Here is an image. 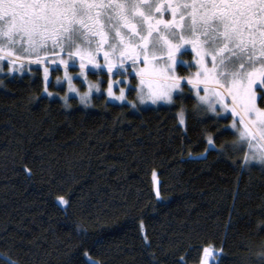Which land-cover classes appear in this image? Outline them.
<instances>
[{
	"label": "trees",
	"instance_id": "16d2710c",
	"mask_svg": "<svg viewBox=\"0 0 264 264\" xmlns=\"http://www.w3.org/2000/svg\"><path fill=\"white\" fill-rule=\"evenodd\" d=\"M0 81V264H200L207 246L213 264H264V168L233 164L245 149L201 155L236 135L194 97L182 128L179 98L65 107L40 69Z\"/></svg>",
	"mask_w": 264,
	"mask_h": 264
},
{
	"label": "snow or ice",
	"instance_id": "6c2138e0",
	"mask_svg": "<svg viewBox=\"0 0 264 264\" xmlns=\"http://www.w3.org/2000/svg\"><path fill=\"white\" fill-rule=\"evenodd\" d=\"M166 15L170 18L165 19ZM188 46L195 53L198 71L184 78L175 73L177 67L193 66L183 59L189 54ZM65 55L67 60L62 59ZM50 58L53 64L65 66L70 93L77 92L74 78L87 81L89 71L104 69L109 74L116 69L122 75L128 71L126 62L131 61V67L142 58L146 67L136 72L140 76L138 104L126 101L124 89L115 95L112 81L106 89L110 100L126 101L135 111L149 101L174 104L173 93L184 96L181 80L186 79L192 86L188 91L195 90L198 98L194 114L211 111L221 117L218 105L224 118L229 112L234 118L230 128L237 140L217 149L214 138H208L201 155L211 150L224 155L246 147L250 155L232 163L241 169L254 164L264 168V109L257 106V99L264 103V0H0V72L6 65L15 71L18 61L23 69L25 62L43 65ZM77 59L80 72L73 77L67 68L75 67ZM160 61L162 66L156 67L154 62ZM48 76L49 69L44 67L43 93L52 96ZM60 83L57 78L55 84ZM93 89L101 92L99 83H89L88 91L79 97L85 107ZM134 90L129 84L128 91ZM62 99L70 107L68 96ZM178 122L185 125L184 110L178 113ZM156 197L161 198L159 190ZM58 203L70 202L61 197ZM203 253L201 264H207L214 252L204 248ZM84 255L88 257L87 252Z\"/></svg>",
	"mask_w": 264,
	"mask_h": 264
},
{
	"label": "rangeland",
	"instance_id": "374dc122",
	"mask_svg": "<svg viewBox=\"0 0 264 264\" xmlns=\"http://www.w3.org/2000/svg\"><path fill=\"white\" fill-rule=\"evenodd\" d=\"M164 18L165 19H168L170 17L166 15ZM188 47H189V54L186 55V56H184L183 59L185 61L190 62L193 66L190 67V68L189 67H183V66L177 67L176 73H175L177 76L184 77V78L194 77L195 74H196V72L198 71V67L195 65V58H196L195 57V53L191 51L190 46H188ZM18 55H19V53H18ZM48 55L51 57V53H48ZM62 59L67 60L68 58L65 55V56L62 57ZM97 60L101 64L104 63L102 56L97 57ZM154 63H156V67H160L163 64L162 61H160V62H154ZM129 65H131V61L126 62L125 68H127L128 71L125 72L122 75L116 74V69H113V73H111V74H109L107 72V69H104L103 72H99L98 70L97 71H94L96 73H104L105 74L104 76L97 75L96 78H93V77L90 76V72H92V71H89L87 73V81H84V78L83 77L74 78L73 81H72V83L75 86V88L77 89V92H75V93L68 92V82L65 79V71H66L65 66L63 64H58V63L57 64H53L51 58L48 61H46L45 64H43V65H34V64L33 65H30V64H28V63L25 62L23 69H20L19 68V61H18L15 71H12V65H6L3 68V71L0 72V76L1 75H5V74H23V73H26V72H34V70L40 69L41 70V73H42V77H43V68L44 67H48V69H49L48 79H49V81L52 82V83H50L48 85V91L51 92V93H53V95L52 96H48L46 93H44V94L46 96L50 97V98H56V99H59L62 102H64V100L62 99V97H64L65 95H67L68 96V99L75 98L78 101V104L79 105H82L80 103L79 97H80V95H83L85 92L88 91V85H89V83H91V84H97V83H99L100 88H101V92L100 93H96L95 90L93 89L92 95H91V98H90V104H89V106L92 104V101H93V98L94 97H100L102 95H104L106 101L107 102H110V103L120 104L121 105V104H127L126 101H132V102H135V103L138 104L137 93L139 92L140 76L139 75H136V72H138L140 69L145 68L146 65L143 63L142 58H141L140 61H137V63L135 65H132L131 67H129ZM67 72H68V74L70 76L77 77V74L80 72L79 59H77L76 66L75 67H69V68H67ZM57 78H59L60 81H61V83L59 85H56L55 84V81L57 80ZM109 81H112L113 82V93L115 95L118 96L120 94V89H124L125 90V96H126V101L125 102L110 100L107 97L106 89L108 87V82ZM116 81H126V82L125 83L117 84V83H115ZM129 84H131L134 87V89H135L134 91H132V92H129L128 91ZM181 87L184 89V96L183 97H179L174 92L173 93V99L175 101L178 98L180 99L181 106L177 110V115H178V113L181 110H184V113L186 115V107H185V104H184L185 98L188 95H191L192 97L195 98V100L197 102H198V98L195 96V90H193L191 92L188 91V89H190L192 86L186 83V79H182L181 80ZM256 91H257V96H258V94H259L258 91L259 90H256ZM200 94L203 95L204 93L201 92ZM226 102L230 104L231 103L230 98ZM159 105H166V104L160 103L158 105H152L151 102L149 101L145 105H140L139 108L140 109H143V108H147V107H157ZM82 106H84V105H82ZM257 106L259 108L264 109V106L259 105V99H257ZM204 107L207 108L206 105ZM206 112L209 113L210 115L216 117L217 119L221 120L222 125H223V127H222L223 129L230 130V131H233L234 132V130H232L230 128V125L232 124L233 119H234L231 116L230 112L227 114V118H224L223 117V110L218 105H217V112H220L222 114L221 117H217L211 111H206ZM185 121H186V117H185ZM181 127L182 128H185L186 127V123H185L184 126H181ZM208 138H212V136L209 135ZM235 140H237V136H236ZM235 140H233V141H235ZM246 154H249L250 155V153H248L247 148L245 147V155ZM152 180H153V189H154V192L156 194V191L159 189V180H158V176H157V173L156 172L153 173ZM205 248H211L213 250V252H214V255L212 257H209L207 259V264L217 263L220 255H221V252L219 250L215 249L212 246H207ZM203 259H204V253H203L202 260ZM200 264H201V262H200Z\"/></svg>",
	"mask_w": 264,
	"mask_h": 264
},
{
	"label": "flooded vegetation",
	"instance_id": "af4514ba",
	"mask_svg": "<svg viewBox=\"0 0 264 264\" xmlns=\"http://www.w3.org/2000/svg\"><path fill=\"white\" fill-rule=\"evenodd\" d=\"M256 90H259V89L257 88ZM258 92H259V91H258ZM258 96H259V94H258Z\"/></svg>",
	"mask_w": 264,
	"mask_h": 264
}]
</instances>
